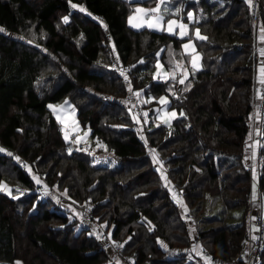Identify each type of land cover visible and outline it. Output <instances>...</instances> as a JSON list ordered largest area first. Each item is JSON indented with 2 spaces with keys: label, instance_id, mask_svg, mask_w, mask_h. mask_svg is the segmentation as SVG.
<instances>
[{
  "label": "trees",
  "instance_id": "16d2710c",
  "mask_svg": "<svg viewBox=\"0 0 264 264\" xmlns=\"http://www.w3.org/2000/svg\"><path fill=\"white\" fill-rule=\"evenodd\" d=\"M174 1L182 19L189 9L194 15L185 37L132 29L128 0H0V181L32 191H0V263L126 264L107 253L108 243L122 245L133 264H204L202 249L228 261L240 252L252 208L245 154L257 125L255 39L264 0ZM194 28L206 39L193 38ZM191 38L201 61L194 73L182 50ZM121 66L130 70L127 84ZM139 91L150 99L145 107L167 98L177 111L170 123L154 122L148 108L142 132L135 128L127 104ZM63 99L91 130L92 153L65 139L49 107ZM258 152L262 190L264 146ZM28 169L50 190L45 197ZM84 200L93 219L81 224L75 203ZM235 207L241 211L231 222ZM256 264H264V251Z\"/></svg>",
  "mask_w": 264,
  "mask_h": 264
},
{
  "label": "crops",
  "instance_id": "0c3cea01",
  "mask_svg": "<svg viewBox=\"0 0 264 264\" xmlns=\"http://www.w3.org/2000/svg\"><path fill=\"white\" fill-rule=\"evenodd\" d=\"M129 2H134L135 5L133 6L132 10L130 11L129 15L126 18L127 24L129 27H131L132 29L138 30L141 29L143 27H148L150 29H152L153 31L156 32H160V31H164L166 33L169 34H173L175 33L176 35L185 37L186 35H183L182 33H187L188 30V26L187 23H191L194 20V15L193 12L191 11V9L187 10L186 13L183 16L186 18L185 20L182 19V16L179 14L180 12L179 10V5L180 3L177 1H174L173 3H169V0H157L156 3H151L150 5L147 4L146 2H150V0H128ZM166 2L165 3V10L164 13L160 11V6H162V2ZM152 2V1H151ZM168 2V4H167ZM159 5V10L156 13H149L147 15H145L144 13H138L136 12L137 8H142V9H152V8H157V6ZM181 8V5H180ZM191 14V15H189ZM161 17L160 21L158 24H156L155 27H149L148 26V21L152 20L155 23V18L156 17ZM129 17H134L133 21L130 23L129 22ZM175 21L176 23L172 26V29L169 30V25H168V21ZM135 25V26H134ZM180 25H184V28H181ZM259 30V32L257 33V36L260 38V41L258 43V47H260L263 43H264V39H261L262 36V27L258 26L257 28ZM197 28H194V30H191L192 32V36L193 38H196V32H197ZM201 35V34H200ZM193 38H191L193 40ZM189 40V39H187ZM185 40V41H187ZM185 53H187L189 55V64L192 67V57L193 55H196L199 57V60L197 61V67L193 68L194 70L200 69L201 68V61H200V53L196 50L195 48V52H193L192 50H188V51H184ZM258 56H259V63H260V59L263 56L262 51L259 49L258 50ZM160 71L158 74V76L164 77V75L167 73L166 70L163 68L162 65H160ZM179 69V68H178ZM182 71V70H181ZM188 75V73L186 71H182L180 80H185V77ZM260 79V73L259 70L256 74V82H258ZM258 89L257 87H255L254 90V95L255 97L258 96ZM138 96H142V98H134L133 101L130 102V104L128 103L127 106L130 108L131 113L133 115L134 121H135V128L140 132H142V126L141 123L138 122L136 118V115H139V118L142 122H147V108L145 106H143V104H145L144 99L146 98V96L143 95H138ZM148 98V97H147ZM166 98V97H165ZM160 99V98H159ZM158 99L157 105L161 106V104H159L160 100ZM167 99V98H166ZM65 101H67V103H65ZM153 106L152 105L150 108L153 110ZM53 115L55 116V118L57 119V121L60 123L61 128L62 129H66V131H74V133H76L77 139L78 141H88L89 137H90V133L91 130L89 128H83L80 124L79 121L76 117V109L72 106V104L70 103V101L68 99H63L61 102L56 103L54 105H52L51 107ZM166 111L164 113H157V116H154L155 119L156 117H160V119H158L159 121H155L154 122H163V123H170V121L173 119V117H171L169 114L170 113H175L177 114V111L174 108H167V104H166ZM154 111H153V115H154ZM256 116V114L254 113V117ZM253 120L255 121V119L253 118ZM256 125H253V130L256 131ZM64 135V133H63ZM79 141V142H80ZM81 143V142H80ZM264 146V140L262 141V138L260 137L259 141L258 139L255 137V135L253 134L252 128L251 131L249 133L248 136V147H247V152L245 154V156H247V163L249 164V168L251 169V177L254 178L256 175V157L259 154L258 150L259 147ZM255 162V163H254ZM0 184L5 185L6 187L0 188V191L6 192V193H13L11 190V184L4 182L3 180L0 181ZM41 185V181L40 183H38V185ZM252 185V184H251ZM252 189V187H251ZM57 199L58 196L57 194H55ZM251 198H252V194H251ZM251 212H250V217H252L254 214L259 212V207L257 205V201L256 198L253 196V200L251 201ZM255 232L254 227L251 228V233L250 236H253ZM204 262H206V259L204 260ZM225 264H232V262L228 261Z\"/></svg>",
  "mask_w": 264,
  "mask_h": 264
},
{
  "label": "built area",
  "instance_id": "2783aa9c",
  "mask_svg": "<svg viewBox=\"0 0 264 264\" xmlns=\"http://www.w3.org/2000/svg\"><path fill=\"white\" fill-rule=\"evenodd\" d=\"M254 0H252L253 2ZM259 49L262 51L264 50V43L259 47ZM264 54L260 59V79L258 82H255V87L258 89V99L254 104L253 108V114H256V131L253 130V134L255 137L260 139L262 136V127L264 123ZM119 71L122 75V80L124 84H127L129 82L128 78V73H129V68L128 67H119ZM127 77V79H125ZM125 100H132L133 99V93L131 91H127L125 95ZM67 139H70L73 141V143L77 144L78 139L77 136H75L74 132L71 131H66L64 129ZM64 133V134H65ZM65 135V137H66ZM81 148L89 153H92V150L88 147V145H82ZM98 159V158H97ZM260 157L257 155L256 157V175L254 178L251 177V184L253 181L256 183V187L258 190V196L256 197L257 205L259 207V212L254 214L252 217L249 218L248 220V235L247 238L242 242V248L238 255L233 259L230 260L232 264H256L259 258V255L261 254L262 251H264V211L262 210V200H261V193H260V187H259V176H258V161ZM24 163L22 162V165ZM12 192L16 193L17 195L21 196H28L32 192L31 189L23 187L18 184H14L11 186ZM39 193L40 197H45L50 190L45 188L44 185H39L38 188L36 189ZM88 199V198H87ZM75 207L77 212L81 216V224L85 222H90L93 219V213H92V207L91 204L87 201L84 200L82 202H77L75 203ZM186 217L189 218V213L185 214ZM92 222V221H91ZM254 227L255 232L253 236H250L251 233V228ZM108 233L102 230V238H107ZM198 237H195L193 240V243L197 246L198 244ZM106 251L109 255H112L114 253H118L122 256L126 264H133L134 259L121 252V247L119 243H113V244H107L106 245ZM200 254L202 257L206 258V262L204 264H225L228 262V260L223 259L220 256L212 255L209 250L207 249H202L200 250ZM199 264V263H196Z\"/></svg>",
  "mask_w": 264,
  "mask_h": 264
},
{
  "label": "rangeland",
  "instance_id": "374dc122",
  "mask_svg": "<svg viewBox=\"0 0 264 264\" xmlns=\"http://www.w3.org/2000/svg\"><path fill=\"white\" fill-rule=\"evenodd\" d=\"M165 1L164 2H162V6H160V11L161 12H163L164 13V10H165ZM167 4H168V2H167ZM12 36H14V37H17V35H15V34H11ZM255 41H256V45H258V43H259V41H260V38L258 37V36H256V39H255ZM187 43H191L193 46H194V48H195V44H194V41L192 40V39H189V40H187V41H184L183 43H182V50L183 51H188V50H192L191 48H189V49H185L184 48V44H187ZM196 70H194L193 68L191 69V72L192 73H194ZM138 95H143L140 91L138 92ZM137 95V97L136 98H142V96H138ZM161 97H164L165 98V96H161ZM160 97V98H161ZM145 101H148V100H150L149 98H145L144 99ZM160 100V99H159ZM159 104H161L160 102H159ZM154 106H153V111L155 112L154 113V116H157V113L158 112H160V113H164L167 109H166V104H161V106H158L157 104H153ZM146 108L148 109V108H150V107H147L146 106ZM135 119H137L138 121H139V115H136V118ZM158 119H160V117L158 118V117H156V119L154 118V120L155 121H159ZM62 132L63 133H65V131L62 129ZM71 132H74V131H71ZM66 135V133L64 134V136ZM67 136V135H66ZM75 136H76V133H75ZM262 141L264 140V125H263V127H262ZM92 139L93 138H91V136L89 137V139H88V141L87 142H85V141H80L81 142V144H88L89 145V143H91V141H92ZM93 146L94 145H96V143L94 142V143H91ZM98 145V144H97ZM100 145V144H99ZM93 146H91V147H93ZM255 163V162H254ZM28 171L30 172V174H31V176L32 177H35L36 179H38L37 177H38V175L36 174V173H34V172H31V170L30 169H28ZM34 179V178H33ZM35 179V180H36ZM39 180V179H38ZM169 191H170V194H171V196H172V198L179 204V207H180V210H181V212L183 211V210H185V206L183 205V204H181V203H179L178 201H182L181 200V197H180V195H179V191L178 190H176L175 188H173V186H170V189H169ZM260 193H261V200H262V210L264 211V189H262V190H260ZM251 194H252V198H251V201L253 200V196L256 198L257 196H258V190H257V187H256V183H255V181H253L252 182V189H251ZM67 199V198H66ZM54 201L55 202H61V203H64V204H66V205H70V202L67 200H64V202H62L63 201V199H61L60 200V198L59 199H54ZM218 208H219V206H218V204L217 205H215L214 207H213V209H212V207H209V208H207L206 209V212L204 213V215L202 216V219H205L206 217H208V216H210L212 213H215V212H217L218 211ZM74 209H75V207H72V211H73V213H75L74 212ZM240 211H241V209L239 208V207H235V208H232L231 210H230V213H232L233 214V218L230 220L231 222H235L237 219H238V214L240 213ZM77 212V211H76ZM17 262H19V261H14L12 264H17ZM0 264H6V263H0ZM19 264H20V262H19Z\"/></svg>",
  "mask_w": 264,
  "mask_h": 264
},
{
  "label": "snow or ice",
  "instance_id": "6c2138e0",
  "mask_svg": "<svg viewBox=\"0 0 264 264\" xmlns=\"http://www.w3.org/2000/svg\"><path fill=\"white\" fill-rule=\"evenodd\" d=\"M248 2L251 4V2H252V0H248ZM73 7H76V5H73ZM158 10H159V5L157 6V8H152V9H142V8H137L136 9V12H138V13H144L145 15H147V14H149V13H156V12H158ZM81 11H84V9L83 8H81ZM189 15H191V14H189ZM133 19H134V17H129V22L131 23L132 21H133ZM160 19H161V17H156L155 18V23L152 21V20H149L148 21V26L149 27H155L156 26V24H158L159 23V21H160ZM67 20V18H65V21ZM176 22L175 21H168V25H169V30H171L172 29V26L175 24ZM135 26V25H134ZM180 27L181 28H184V25H180ZM0 31H3V29L2 28H0ZM183 35H187V33L185 32V33H182ZM196 38L197 39H199V40H204V39H206V37H204V36H202V35H200V33H199V30H197V32H196ZM261 39H264V30H262V36H261ZM184 48L187 50V49H189V48H191L192 49V51L193 52H195V48H194V46L191 44V43H187V44H184ZM262 54H264V50H262ZM199 60V57L198 56H196V55H193V57H192V67L193 68H196L198 65H197V61ZM160 68H161V66H160V64L159 63H157V70H158V73H159V71H160ZM262 71H264V69H262ZM174 78V77H173ZM187 77H185V79H186ZM125 79H127V77H125ZM181 84H183L184 83V80L182 79V80H180L179 81ZM130 91H131V89H129ZM137 95H138V93H137ZM65 103H67V101H65ZM160 103L161 104H167L168 103V101H167V99L166 98H164V97H161L160 98ZM49 107H52V106H49ZM171 117H175V113L173 112V113H170L169 114ZM181 115H183V113H181ZM65 139H67V136L65 137ZM0 151H3V149H0ZM34 179H36L35 177H33ZM161 178L162 179H165V180H167V178L165 177V176H163V174L161 175ZM36 182L37 183H40V181L38 180V179H36ZM3 187H6L5 185H2V184H0V188H3ZM179 203H181V204H183V202L182 201H178ZM185 211H187V209L185 208ZM121 247H122V245H120ZM17 264H19V262H17Z\"/></svg>",
  "mask_w": 264,
  "mask_h": 264
}]
</instances>
